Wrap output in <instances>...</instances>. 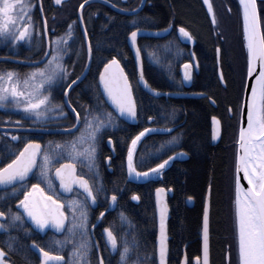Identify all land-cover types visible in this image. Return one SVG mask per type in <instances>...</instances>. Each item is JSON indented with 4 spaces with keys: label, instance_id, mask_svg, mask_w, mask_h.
Segmentation results:
<instances>
[{
    "label": "trees",
    "instance_id": "obj_1",
    "mask_svg": "<svg viewBox=\"0 0 264 264\" xmlns=\"http://www.w3.org/2000/svg\"><path fill=\"white\" fill-rule=\"evenodd\" d=\"M82 0H70L61 7H43L48 27L50 48L55 37L68 31L69 23L73 24V36L66 43L61 42L60 50L64 53L62 63L69 71L68 80L60 88L53 90L52 100L62 101L67 85L78 77L86 62V49L77 20V8ZM217 24L212 29L209 19L200 0H147L144 7L132 15L117 13L110 8L94 2L84 6L83 22L87 28V39L92 45L91 60L85 77L71 88L68 93L70 105L81 112L89 105L96 111L99 99L103 102L98 89L97 76L101 67L112 57L119 60L128 80L137 106V121L129 125L118 120L115 127L109 125L103 129L102 137L113 138L114 158L119 166L118 179L124 180L122 191L118 193V211L126 221L127 234L135 239L134 256L144 264L155 263V207L153 190L157 186L171 188L172 194L167 197L169 207L168 264H179L182 248L190 264L193 256L200 253V229L202 205L206 189L210 188L209 213V253L210 264H226V254L233 257L232 233H234V214L232 201L235 195V156L238 130L240 102L246 74V39L243 16L238 0H211ZM138 3L135 0L130 8ZM262 37H264V0H256ZM37 14V11H35ZM133 16L142 17L140 22L132 23ZM111 17L112 19H109ZM172 26V30L159 38H139L144 79L157 90L183 92L197 91L206 94L202 98H166L152 97L138 85L134 63L127 47L126 40L133 28L161 29ZM176 26H184L191 33L193 44L182 42L175 31ZM37 28L41 30L38 20ZM214 32V35H213ZM13 37L0 39V56H11L17 59L37 60L43 56V38H28L14 42ZM219 46L220 70L223 73L224 86H221L217 73L216 48ZM63 47V48H62ZM193 53L196 68L192 69L189 85H184L179 67L190 61ZM30 66L11 61H0V72L14 70L23 76ZM62 82V80H61ZM213 100L214 105L211 104ZM103 109H110L105 102ZM232 110L229 116L227 109ZM67 112L64 122L46 121L37 123L36 127L68 126L73 118ZM217 116L221 121L222 135L218 144L210 143V117ZM149 117L153 119L149 120ZM15 114L0 109V125H17ZM19 121V120H18ZM20 125L32 126L28 122L19 121ZM83 127V124H81ZM150 131L137 142L134 160L137 169L143 172L155 164L171 156L173 152L184 150L181 157L175 156L170 164L159 170V175L150 177L144 182L126 181L124 163L128 145L133 136L143 129ZM73 133L40 135L43 148L49 147L48 141L70 140L77 135ZM2 135V134H0ZM25 134H19L23 138ZM172 137H178L175 145L168 143ZM22 142H14L10 147L18 150ZM101 149V148H100ZM67 159H60L61 162ZM79 172L91 180L89 172L83 170L78 160H72ZM113 164V163H112ZM114 167V166H113ZM115 172V167L113 168ZM109 174V173H108ZM113 174V173H112ZM112 174H109L112 176ZM16 188V187H14ZM135 194V195H134ZM13 188L0 192V210L16 212L12 207L15 198ZM139 197L137 199L136 197ZM189 199L192 203L189 204ZM11 214L3 222L9 225L8 230L0 234V247L4 248L6 259L11 264H38L37 257L29 249V242L36 241L40 247L53 251L65 258L68 264L69 255L66 247L55 245V241H63L56 235L53 240L30 235L24 229L19 233L17 222L10 224ZM9 237L13 248L8 247ZM237 241V240H236Z\"/></svg>",
    "mask_w": 264,
    "mask_h": 264
},
{
    "label": "snow or ice",
    "instance_id": "obj_2",
    "mask_svg": "<svg viewBox=\"0 0 264 264\" xmlns=\"http://www.w3.org/2000/svg\"><path fill=\"white\" fill-rule=\"evenodd\" d=\"M57 4L61 3V0H55ZM111 2V0H109ZM244 6V30L247 39V47L249 51L248 56V73L251 75L256 69L254 68V59L259 58L261 64L259 67V75L257 80L259 81V89L255 84L252 85V95L250 101H248L247 107V127H241L239 132V148L237 153V181H236V205L237 216L239 222V252L242 264H264V37H260L257 33L258 24V12L256 0H240ZM204 3L208 5V11L213 12L212 4L210 0H204ZM143 0L136 6V9H126L123 11L133 13L137 9L141 8ZM84 6V0L81 2V8ZM13 5L9 3V0H3L0 4V15L4 16L5 20H12L13 17L6 15L9 13ZM33 7L32 4L22 5L23 11L27 12L28 9ZM20 19V17H17ZM28 19H31L28 17ZM83 20V15L79 17ZM109 19H112L109 17ZM142 17L133 16L132 23L140 22ZM213 23L216 22L215 15L213 14ZM73 24L69 23L68 31L60 37H55L56 47L52 49L51 55L45 52L44 57L40 62L44 63L43 67H37L30 69L27 73L23 74L21 80V74L14 70H9L7 73L0 72V107H4L9 98L15 101V107L23 109L26 114H34L36 119H61L67 115L65 111H56L64 109L65 101L58 103L52 102V93L50 91L51 86L58 80H67V67L62 63L64 53L60 51L61 42H67L68 38L73 36L72 32ZM171 27V25H169ZM47 30V24L45 22V31ZM167 29H164L166 31ZM16 31H19V35H16ZM144 31L141 28H133L128 34L131 43L136 47L137 59L140 58L141 48L137 45V36L139 32ZM179 32L182 36L191 38V33L184 26H180ZM85 36L88 35L87 28L84 29ZM32 24H23L22 27H17L15 24L8 26L0 24V37L8 38L13 37L15 41H20L22 38L32 36ZM89 55H91L92 45L89 41L88 45ZM217 55L221 52V48L217 46ZM119 60L116 57L105 64V69H110V66H115V69L108 72H102L100 79L104 85V92L110 99L112 105L115 106L114 110L103 109V102L99 99L96 103V111L93 110V106L89 105L84 109L83 115L81 112L72 107V111L75 112L76 123L71 124L67 132H75L76 129H80L77 135L72 136L70 140L65 141H53L49 140L47 149L43 148L40 141L29 139L22 148L16 150L9 148V155H14V158L0 166V185L10 186L13 183L21 184V190L24 186L23 182L30 178V175L35 173L38 168L39 173L37 179L42 182L47 181L48 186L53 187V176L51 169L56 161L65 159L64 163L55 167V176L59 178L60 187L63 189H72L73 185H79L84 189L86 196L90 197L92 202L97 200V196L93 189V183L85 178V176L76 174V165L72 163V160L79 159L81 161H87V166L91 171L93 168L99 171L97 164V157L99 154V143L102 140L103 129L106 126L117 125L118 112L119 118H131L137 117L136 101L132 96V86L128 80L127 74L123 72V69L119 67ZM191 64L185 62V79H191L192 73L190 71ZM223 79V73L220 76ZM79 77H77V80ZM139 79L143 81L144 85L151 91L157 92V89H151L147 80H144L143 71L140 73ZM68 85V88L64 89L67 93L69 89L75 84ZM23 86V90H21ZM49 91H45V89ZM20 97H23L21 100ZM70 104V101H67ZM52 113V115H50ZM27 118V116H26ZM153 119L149 117V120ZM216 120V117H213ZM20 124L19 121L16 122ZM83 124V127H81ZM150 131L149 128L143 129L132 137L127 150V167L129 173H135L137 177L150 176L154 172H158L163 169L165 165L178 155H184V150L181 149L179 153L173 152L171 156H168L165 160L157 163L152 168L145 169L143 172L137 169L134 160V151L137 142L145 133ZM9 135H11L9 133ZM214 135L216 133L214 132ZM13 140L18 141L21 137L13 136ZM178 137H172L168 143L175 145ZM108 142L112 143L113 149L115 144L113 138L108 137ZM242 149V151H240ZM3 157L0 156V162ZM111 161V157H108ZM243 169L244 178L248 181V187L244 188L240 184L239 172ZM17 189L13 188V192ZM164 191L163 188H157L156 192L159 194ZM39 193V195H37ZM135 195V194H134ZM139 199V197H136ZM111 199L116 201L117 195L113 192ZM16 203L24 209L28 217L34 222L37 228L44 229L45 225L51 223L56 229H62L66 226V214L63 211L65 204L72 210L71 226H68V234L73 237V244L75 247L72 249L71 256L74 260V264H91L88 257L91 255L92 249L96 246L92 243L89 235L90 229L88 227V213L85 207V202L80 200L67 201L62 203L57 200L55 196H49L39 183L31 185L29 191L24 192V197ZM79 209V210H78ZM11 214L10 224L15 221H23L24 217L20 212H12L9 207L8 211L0 210V217H5ZM165 214L166 207L161 205L160 207V257L161 264L164 262L166 252V234H165ZM103 215V213H101ZM122 218H123V214ZM0 228L8 230L9 225L0 222ZM204 259L207 264L208 259V207L205 204L204 210ZM26 231H31L26 230ZM80 233V239L77 242L75 239L76 232ZM107 233V240L110 242L112 249L120 251L121 264H129V257L132 254L133 247L136 246V241L129 240L128 236L122 240L123 248L119 247L121 241H118L116 235H114L111 228L104 230ZM68 237H65L64 241L57 240L55 245L63 247L67 243ZM8 247L11 249L14 247L12 238L9 237ZM31 247L39 250L41 254L40 264H59L64 260V257L56 254L53 251H47L45 248L40 247L36 241H32ZM6 253L4 248L0 247V264H9L4 259ZM99 264H104V259L101 256ZM131 264H138V261H132Z\"/></svg>",
    "mask_w": 264,
    "mask_h": 264
},
{
    "label": "flooded vegetation",
    "instance_id": "obj_3",
    "mask_svg": "<svg viewBox=\"0 0 264 264\" xmlns=\"http://www.w3.org/2000/svg\"><path fill=\"white\" fill-rule=\"evenodd\" d=\"M68 1H70V0L63 1L61 3V5L58 7H61L64 3L68 2ZM107 1H109V0H107ZM134 1L135 0H111L110 3L114 4L116 7L120 8V9L126 10V9H133L130 7L133 6L132 3ZM139 2H140V0H138L137 5L139 4ZM17 3H18L17 7L20 8V12L17 14V16L20 17V19L16 18V20H15L18 27H22L23 24H32V33L33 34L30 38H44L42 20H41V16H40L39 9H38V0H18ZM146 3H147V0H145L144 5ZM26 4H32L33 5V7L31 9H28L27 12L23 11L21 8L22 5H26ZM40 4H41L44 20H45L46 24H48V19H46V17H45L43 7H45V6H51L52 8H56V7L53 5L52 0H40ZM35 11H37V14ZM28 17H30L31 19H28ZM38 20H40V23H41V30L40 31L37 28ZM179 28H180V26H176V28H175L176 33H177ZM170 29L172 30V26L170 27ZM46 32H47V38H49V34H50V32H52V28L49 29L48 25H47ZM25 38H29V37H25ZM188 45L191 46V44H188ZM190 55H191V53H190ZM188 62L191 64V72H192V69L196 68V66H197L196 61L194 59V62H192V59L190 58V61H188ZM183 64H185V63H183ZM62 101H63V95H62ZM52 102L55 103L54 100H52ZM229 109L231 111L230 114H229ZM110 111H111V109H110ZM68 112L72 116L73 124H74V116L69 110H68ZM227 112H228L229 116L232 115V110L230 107H228ZM66 116H64L62 118V120L63 119L66 120L65 119ZM19 117L20 116H18V119H19ZM1 126H3V125H1ZM58 126H60V127H56V126L55 127H36V126H34L33 128H69L70 127V125H68V126L58 125ZM10 127H29V128H31L32 126H23V125L17 124V125H11ZM9 133L12 134V137L17 136V135L19 136V134H25L23 136V138L19 139L22 142V144L20 145V148H22L23 145L25 143H27V141L29 139L40 141V143L43 147V140L40 138V135H44V134H40L37 132H21V131H18V132H1L0 131V134H2V135H0V156L3 157L2 162H0V166H3L4 163H7L9 160L14 158V155H9L8 152H9L10 146L16 141L13 140L12 137L8 136ZM71 133H73V132H71ZM66 134H68V133H66ZM46 135H50V134H46ZM113 156H114V149H113L112 143L108 142V138L102 137V140L99 143V154L97 157V164L99 166L98 173H97L95 168H93L91 171L89 169L85 168V166L82 165L81 161L79 159H77L79 164L83 168V170L86 172H89V174L91 175V180H89L90 183L95 181V183H93V185H92L94 192L97 196V200L95 201L94 207H92L88 203L87 198L84 195V193H82V191L78 190L77 188H72L68 194H64L59 190V186H58L57 182L54 180V178H53V187H51V188L48 186L46 180L42 182L40 179H37V175L39 173L38 168L35 170V173L31 174L30 178L26 179L23 182V184L26 186H24L22 188V190H21V184H19V183L13 185L10 188L0 190V192H1V191H5V190H10L11 188H14V187H16V189H17V191L15 192L16 196L12 201L13 202L12 207L15 209L16 212L17 211L20 212L21 215L24 217L23 221L17 222V226H18V229L20 231L19 233L22 235V232L24 229H27V230L30 229L31 230V231H29L30 235H34V236L38 235L39 237H43L45 239H49V237H50L53 240V238L56 235H58V236L63 237V241H64L65 237H68L67 243H66V245H64V247L67 248L68 255H69L68 264H74V260L71 256V253H72V249H73V247H75V245L72 242L73 237L69 236V234H68V226H71V224L73 223L71 208L68 207L66 204L63 208V211L66 214V221H65L66 226L64 228L56 229L53 227V225L50 226L49 224H47V225H45L44 229H39L36 227V225L31 220V218L28 217L27 213L24 211L22 206H20L16 203V201L23 199L24 192L29 191L32 184L39 183L41 185V187L44 189V191L49 196H55V198L57 200H60L62 203L67 202V201H74V200H80L82 202H85V207H86L87 213H88V227L90 229L89 235L91 237L92 243L94 245H96L92 249L91 255L88 257V259L91 261V264H99V260H100L101 256L104 259V264H121V262H120V251L114 250V249H112V247H110L111 244H109V242L107 241L106 234L104 232V230L106 228H111L114 235H116L118 241H121L119 244V247L123 248L122 240L125 237V235L128 236V234H127L125 217L123 216V218H122L121 213L118 211V205H119L118 193L120 191H122L121 189L124 188V186H122L120 189V186L122 185L124 180L120 181V179H118V177H117L119 174V166L115 162H112V159L114 158ZM181 156L182 155H180L179 157H181ZM108 157H111V161H109ZM63 162H65V160L55 163L51 169V172L55 169V167H57L59 164H61ZM72 163L75 164L74 162H72ZM113 166L115 167V172H113V168H114ZM123 166H124V173H126V176H127V179L125 180V183H126V181L130 180L128 177L127 157H126V161H125ZM76 169H77V172H76L77 175H82L79 172L77 165H76ZM108 173L109 174L113 173V174H112V176H110ZM159 174H160L159 171L154 172V174L151 177H153L155 175H159ZM82 176H84V175H82ZM130 181H132V182H144V181H133V180H130ZM113 192L116 193L117 199H116V201L112 202L111 197H112ZM37 195H39V193ZM110 204H113L112 209H110ZM101 213H103V215H101ZM5 219H6V216L4 217V219L1 222H4ZM128 238H129V236H128ZM75 239L77 242L80 239V233L78 231L75 234ZM129 240H130V238H129ZM31 244H32V242H29L28 246H29V249L32 251V249L30 247ZM182 255H183V248H182ZM35 256L37 257L36 254H35ZM198 256H199V254L193 256L190 260V264H194L195 258ZM4 258H5V260H7L6 256ZM37 260H38V264H39L38 257H37ZM132 261H138V264H144L145 263V261L141 262V261H139V259H137L134 256L133 249H132V254L129 257V264H131ZM64 262H65V258H64ZM64 262H63V264H64ZM179 263H180V261H179ZM187 264H189L188 260H187Z\"/></svg>",
    "mask_w": 264,
    "mask_h": 264
},
{
    "label": "water",
    "instance_id": "obj_4",
    "mask_svg": "<svg viewBox=\"0 0 264 264\" xmlns=\"http://www.w3.org/2000/svg\"><path fill=\"white\" fill-rule=\"evenodd\" d=\"M65 1V0H61V3ZM100 3L108 8H110L111 10L120 13V14H124V15H132L135 14L137 12H139L145 3V0H143V4L142 7L137 9L135 12L133 13H129L126 11H123L124 9H120L118 7H116L114 4L110 3L107 0H84V6L90 4V3ZM205 13L209 19V22L211 24L212 29L214 28L215 23H213V12H209L208 11V5L204 3V0H200ZM240 8H241V12H242V16H243V23H244V6L241 4L240 0H238ZM52 3L55 7H58L61 5L57 4L55 2V0H52ZM141 3V0L139 2V4ZM211 3V0H210ZM212 4V3H211ZM83 6V8H84ZM83 8H81V4L78 6L77 9V20H78V25L79 28L81 30V33L83 35V40H84V44H85V49H86V62H85V66L83 68V71L81 72V74L78 76L79 79L77 80V77L73 80L76 81L75 84L73 86H75L77 83H79L86 75L89 65H90V60H91V55H89V50H88V39L87 36H85L84 33V22L83 20H80L79 17L82 14V10ZM38 9H39V13L41 16V20H42V27H43V33H44V44H45V51L42 57H44L45 52L47 51L48 54L50 52V45H49V39L47 38V32L45 31V20H44V16H43V12H42V8H41V4H40V0H38ZM133 9H136L133 8ZM258 12V9H257ZM144 29V31L139 32L138 36H137V41L139 38H159L162 36H165L166 34H168V32L170 31V27H166L163 29H146V28H141ZM164 29H167L166 31H164ZM257 33L260 37H262V33H261V27H260V21H259V14H258V24H257ZM214 35V32H213ZM178 38L184 42V43H188V44H193L194 40L193 38H188V37H184L180 34L179 29H178V33H177ZM215 37V35H214ZM245 39H246V34H245ZM126 44L127 47L130 50L132 59H133V63H134V70H135V74H136V80L137 83L139 85V87L145 92L147 93L149 96L152 97H168V98H202L205 97L206 94L203 92H197V91H183V92H172V91H161L158 90L157 92H153L151 91L148 87H146L143 83V81H141L139 79L140 77V73L141 71H143V66H142V58L140 55V58L137 59L136 56V47L133 46V44L131 43V39L129 37V35L127 36V40H126ZM138 45V44H137ZM246 74H245V80H244V86H243V92H242V97H241V102H240V109H239V118H238V130H237V141H236V156H235V170H234V174H235V189H236V181H237V153H238V148H239V132H240V128L243 127H247V107H248V101H250L251 99V95H252V85L255 84L256 86L258 85L259 81L257 80V76L259 75V67L261 64V60L259 58L254 59V68L256 69L251 75H249L248 73V56H249V51H248V47H247V39H246ZM41 57V58H42ZM192 62H194V56L191 53L190 55ZM216 57H217V73H218V80L219 83L221 84V86H224V81L223 79L220 78L221 76V70H220V63H219V57L217 55L216 52ZM40 59L37 60H20L11 56H0V61L1 60H5V61H11V62H15V63H19V64H23V65H28V66H37L42 64L40 62ZM110 61V60H109ZM108 61V62H109ZM105 63V64H108ZM105 64L101 67L98 76H97V84H98V89L99 92L102 96L103 101L105 102V104L111 109L114 110L115 106L112 105L110 99L107 97V94L104 92V85L103 82L100 79V75L102 72H105L106 74L112 70L115 69V66H110V69L106 70L105 69ZM119 67L122 68V66L119 64ZM123 69V68H122ZM191 71V68H190ZM124 72V70H123ZM125 73V72H124ZM184 73H185V64L181 65L179 68V74L180 77L184 83V85H188L190 83V79H185L184 78ZM144 76V75H143ZM145 80V79H144ZM72 81V82H73ZM72 82H70L69 84H72ZM72 86V87H73ZM260 86V85H259ZM71 87V88H72ZM68 88V86L66 87ZM71 88L69 89V91L71 90ZM151 89H154L151 87ZM63 93V101H65V107L73 114L74 116V123H76V116H75V112L72 111V106L70 104L67 103L68 101V93ZM132 96L134 98L133 92H132ZM211 104L214 105L213 100L210 99ZM231 113L230 109H229V114ZM115 115L117 116L118 119H120L121 121H123L126 124L129 125H134L137 121V118L135 119H131V118H119L118 116V112L115 113ZM213 117H216V120H213ZM68 128H29V127H10V126H1L0 125V131L1 132H37V133H43V134H66V133H71V132H67L65 131ZM214 132L216 133V135H214ZM221 135H222V127H221V121L220 119L215 116L212 115L210 117V143L211 145H216L219 143L220 139H221ZM242 151V149L240 150ZM180 156V155H178ZM64 163V162H63ZM59 166V165H58ZM57 166V167H58ZM77 172V169H76ZM77 174V173H76ZM154 173H152L150 176H140L137 177L135 173H129L128 171V177L130 180L133 181H144L147 178L151 177ZM31 176V175H30ZM52 176L54 178V180L57 182L58 186H59V190L64 193V194H68L71 189H63L60 187V182H59V178L55 176V169L52 171ZM79 176V175H78ZM239 179H240V184L244 187L247 188L248 185V181L244 178L243 175V169L241 168L240 172H239ZM17 183H13L10 186H4V185H0V190L3 189H7L12 187L13 185H15ZM72 188H77L78 190L82 191V193H84V195L86 196V193L84 191V189H82L79 185H73ZM157 188H163L164 191H162L159 194V201H158V194L156 192ZM172 193V189H165L162 186H158L153 190V202H154V207H155V263L156 264H161V257H160V222H161V217H160V207L161 205L166 207V214H165V219H164V223H165V234H166V252H165V257H164V262L163 264H168V255H169V235H168V219H169V207H168V203H167V197L170 196ZM87 201L88 203L94 207L95 206V202H92L90 197H87ZM112 200V199H111ZM113 202V200H112ZM189 204L192 203V200L189 199ZM207 203V207H208V259H207V264H210V253H209V213H210V188L208 187L206 189V193L204 196V200H203V205H202V217H201V229H200V253L199 256L195 258V262L194 264H205V259H204V210H205V204ZM113 208V204H110V209ZM4 219V217H0V222ZM50 226H52L51 223H49ZM54 227V226H53ZM55 228V227H54ZM6 230L3 228H0V233L5 232ZM105 232V231H104ZM106 234V239H107V233ZM108 241V240H107ZM110 244V242H109ZM186 245V244H185ZM184 245V247H185ZM31 247V245H30ZM111 247V246H110ZM184 247H183V255L181 257L180 263L179 264H187V259L184 253ZM32 251L37 255L38 259H39V264H40V260H41V254L39 252L38 249L31 247ZM5 259V258H4ZM64 260L59 262V264H63ZM9 264H11L9 262ZM226 264H228V257L226 256Z\"/></svg>",
    "mask_w": 264,
    "mask_h": 264
},
{
    "label": "rangeland",
    "instance_id": "obj_5",
    "mask_svg": "<svg viewBox=\"0 0 264 264\" xmlns=\"http://www.w3.org/2000/svg\"><path fill=\"white\" fill-rule=\"evenodd\" d=\"M17 2H18V0H9V3H11L13 5V7L9 11V13H7L6 15L13 17V19L12 20H5L4 16L0 15V24H5L8 26L15 24L18 27V25L15 22L16 18L18 17L17 14L20 12V8L17 7V4H18ZM2 3H3V0H0V4H2ZM16 35H19V31H16ZM1 38H4V37H0V39ZM10 39H12L14 42H17L14 40V38H10ZM21 40L22 41L28 40V38H22ZM63 43H65V42H63ZM55 47H56V41L53 43V46L50 48L49 55H51V51ZM63 57H64V55H63ZM23 60H29V59H23ZM44 63H46V61H44ZM44 63L37 65V66H30L28 69H26V72H28L32 68L43 67ZM68 76H69V71L67 72V77ZM22 79H23V76H21V80ZM67 80H62V82H61V80H58L55 83H53V85L51 86V89H50L51 93L53 92V90L59 89L61 84L65 83V81H67ZM21 90H23V86H21ZM45 91L47 92V91H49V89L46 88ZM20 99L22 100L23 97H20ZM0 109L5 111V112H8V113L15 114L17 117L20 116L18 119L19 121L28 122L29 124L32 125V127H34V125H36L38 122L39 123H46V121H51V120H53L54 122H60V121L64 122L62 120V118L61 119L53 118V119H47V120L36 119L34 114H26L23 109L16 108L15 107V101L11 98H9L7 100L5 106L0 107ZM56 111H61V109L56 110ZM50 115H52V113H50ZM26 116H27V118H26ZM56 127H60V126H56ZM8 136L12 137V134L11 135L8 134ZM81 163H82V165L85 166V168L89 169L87 166V161H81ZM169 164H170V161L165 165V167H167ZM232 209H233V214H234V218H235L234 219V221H235L234 230H232V231H234V233H232V242L235 243V246L232 250L233 251V257H232V254H230L231 258H229V254H226V256L228 257V264H242L240 252H239V222H238V216H237L236 189H235L234 200L232 201ZM225 260H226V257H225Z\"/></svg>",
    "mask_w": 264,
    "mask_h": 264
},
{
    "label": "bare ground",
    "instance_id": "obj_6",
    "mask_svg": "<svg viewBox=\"0 0 264 264\" xmlns=\"http://www.w3.org/2000/svg\"><path fill=\"white\" fill-rule=\"evenodd\" d=\"M85 26V25H84ZM81 31V30H80ZM82 34V33H81ZM82 38H83V35H82ZM257 89H259V83L257 85ZM40 134H43V133H40ZM172 194V193H171Z\"/></svg>",
    "mask_w": 264,
    "mask_h": 264
}]
</instances>
